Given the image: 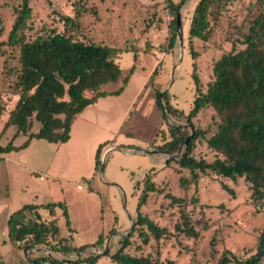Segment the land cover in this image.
Here are the masks:
<instances>
[{"label":"rangeland","instance_id":"obj_1","mask_svg":"<svg viewBox=\"0 0 264 264\" xmlns=\"http://www.w3.org/2000/svg\"><path fill=\"white\" fill-rule=\"evenodd\" d=\"M171 1L176 4L181 0ZM198 2L182 0L175 14L167 5L168 0H29L30 13L10 39L23 3L0 0V146L7 144L15 130L8 127L1 133L20 96L17 78L21 70V41L58 34L73 42L115 47L121 69L117 80L101 88L106 96L90 105L76 121L73 138L60 146L53 160L52 172H48L51 176L12 167L9 182L0 161L1 211H6L5 207L16 211L26 202L41 201L42 195L33 197L40 190L46 191L53 201L65 198L76 241L84 243L98 227L107 234L113 226L128 225L131 208L145 188L144 181H150L156 191L148 192L140 212L165 228L167 234L158 241L149 237L148 243L143 244L139 227L132 231L131 225L124 234H131L125 253L149 257L159 264H217L224 254L245 260L255 253L264 226V199L253 204L244 178L233 181L210 171L191 173L156 150L168 140L169 124L186 126L183 115L188 114L197 95L191 78L193 64L199 89L206 92L214 80V63L222 55L245 47L243 40L250 21L262 10L257 0H214L208 9L209 31L204 41L190 37L188 32ZM178 13L182 48L173 22ZM85 95L89 97L91 93ZM161 97L163 104L166 98L180 109H176L179 114L168 112L164 117L156 103ZM191 121L195 128L204 130V136L194 142L193 157L206 162L221 157L206 144L220 122L215 111L205 106ZM187 130L193 133L191 127ZM100 143H105L100 153L103 157L99 158L103 170L101 177L97 174L92 178ZM108 144L116 151L105 159L104 148ZM129 148L142 152H122ZM86 185L90 196L85 193ZM222 185L232 192L222 189ZM172 198L180 202H173ZM182 212L198 232L196 238L175 230ZM104 246L109 253L95 264H115L108 256L113 250ZM104 246L98 248L103 250ZM86 247V251L95 253L90 244ZM20 262L25 264L28 260L22 259L9 243L0 249V264Z\"/></svg>","mask_w":264,"mask_h":264},{"label":"trees","instance_id":"obj_2","mask_svg":"<svg viewBox=\"0 0 264 264\" xmlns=\"http://www.w3.org/2000/svg\"><path fill=\"white\" fill-rule=\"evenodd\" d=\"M168 0V6L176 14L180 3ZM261 11L250 21L244 35L245 47L224 54L213 65L214 80L208 84L206 92L199 89V78L195 73V65L191 78L197 95L192 102L188 114L183 115L187 126L169 124V138L156 148L162 154L173 156L180 146L179 155L172 160L180 167L195 171H210L215 175L230 180L244 178L251 191L253 204L264 199V0H257ZM22 8L18 13L12 34L21 20L30 13L29 0H22ZM214 0H199L196 5L189 36L201 40L208 39V9ZM176 28V17L173 20ZM118 48L73 42L64 35L54 34L40 37L31 42H20L21 70L17 78L19 99L9 112L3 125V133L8 127L15 131L6 145L0 146V154L18 151L28 146L32 139H41L53 144H63L69 140L71 126L76 117L106 92L100 91L104 84L120 77L121 69L116 62ZM154 74H152L153 76ZM126 78L124 79V82ZM120 90L116 91L117 93ZM91 95L87 97L85 94ZM161 97L156 100L166 117L165 109L172 115L179 112L166 98L163 104ZM205 106H210L219 117L217 130L206 139L209 149L221 157L213 162L196 159L192 155L194 142L204 136V130L195 128L191 119ZM34 121L37 127H34ZM191 127L193 134L186 146L184 142ZM36 128V130H34ZM24 136L25 141L14 145V139ZM105 143L100 144L95 154L94 170L100 169V153ZM109 145V144H108ZM107 147V146H105ZM182 183L183 180L181 179ZM145 188L138 197L136 218L132 231L139 227V235L143 244L149 237L159 240L165 237L167 230L160 228L140 212L145 204L148 192L156 191L154 184L144 181ZM222 189L232 191L225 185ZM173 202H180L172 198ZM45 209L51 219L42 220L38 209ZM59 212L63 224L56 218ZM8 236L12 245L18 250L27 248L46 249L63 256L75 255L86 246L76 247L68 218L67 205L64 201H53L46 198L42 204H25L9 215ZM175 230L189 238H196L198 232L182 212ZM111 230L110 233H113ZM128 236L123 235L119 248L109 254L115 264H159L149 257H136L124 252L129 245ZM105 238L99 235L91 247H102ZM105 254L83 252L79 258L70 261L73 264H95ZM38 264H60L46 254L35 257ZM261 264L264 263V226L258 236L256 251L245 260L238 259L229 253L222 255L217 264ZM166 264H174L167 261Z\"/></svg>","mask_w":264,"mask_h":264},{"label":"crops","instance_id":"obj_3","mask_svg":"<svg viewBox=\"0 0 264 264\" xmlns=\"http://www.w3.org/2000/svg\"><path fill=\"white\" fill-rule=\"evenodd\" d=\"M103 86H101V88ZM101 88H100V91H103V90H101ZM103 92H105V91H103ZM172 106L174 108L178 109L174 105H172ZM178 110H180V109H178ZM84 111L81 114H79L76 117V119L74 120V122H73V124L71 126L70 137H69L68 141H70L73 138L74 125H75L76 121L82 117ZM25 139L26 138L24 136L16 137L14 139V145L15 146L21 145L25 141ZM66 143H63V144H66ZM63 144H53V143H49V142H47L45 140H41V139H32L29 142L28 146L26 148H24V149H21V150H18V151H11L9 153L0 154V161L3 162V169H4V173L6 175L7 181L10 182L11 174L14 172V169L12 167H21V169L29 170L30 172L37 173V174L43 173V174L47 175L48 172H52L53 160L55 159L56 155L58 154L60 146L63 145ZM100 144H103V143H100ZM112 144H109V145H107V147L104 148L105 149L104 150V152H105L104 155L106 154L105 155V159H107V157L109 155H111L112 152L116 151L115 149H113V145ZM129 150L133 151V150H131V148H129V149H127V151L123 150L122 152L123 153L129 152ZM95 154H96V152H95ZM102 154H101L100 158L103 157ZM149 155H151L150 157H151V159L153 161L156 160V157L153 156V158H152L153 154L150 153ZM94 164H95V156H94ZM99 171H100V169H99ZM99 171L95 172V170H94V172L92 173V178H94L95 175L99 174ZM49 176H51V175H49ZM99 176L101 177L100 174H99ZM40 178H42V177L40 176ZM81 187H82V185H81ZM85 189H87V192H85L87 194V196H90L88 194V191L90 190L89 186L86 185ZM122 194H123V197L125 199L124 192H122ZM37 195L39 197H40V195H42L41 196V201H39V202L30 201V202H26L25 204L39 205V204H42L45 201L46 198L50 199V195H48L47 192L44 191V190H40L39 194H36L33 197L35 198ZM64 200H65V198L62 201H64ZM137 201L133 204V206L131 208V210L133 209V212L131 213V215L129 217L130 218V222H129L128 225H126V226L121 225L120 228H119V226L118 227H114L113 226L110 229V231L114 230V232L110 233V231H109L107 234H104L103 232H100V227L97 226L99 229L96 230L95 235L92 236L91 239H89L88 241H83L84 243H79V242L76 241L75 231L73 230L72 222H70V217H69V214H68L70 227H71L72 233H73V243H74V245L76 247L87 246L89 244L91 245L92 243H94L97 240V233L100 232L99 235H102L105 238L102 246H104L105 244L108 245L110 250L111 251L113 250V253H114L120 246V242H121V239H122L121 237H123V235L126 232H128L127 230L130 229V227L132 225L133 218H135V216H136ZM64 202L67 205V211H68L69 210V204L66 201H64ZM25 204H23V205H25ZM5 209H7V210L6 211H4V210L1 211L0 210V249H3L5 247V245H7L9 243L11 245V247L14 249V251L17 254H19L22 259H27L28 260V262L25 263V264H32V261H35V257H38L41 254H46V252H43V251H47V250L46 249H39V248H31L32 250H26L27 247H25L24 250H22V251L16 249L12 245V243L10 242L8 234H7V238H6L5 233H4V231L6 229H8L7 221H8L9 215L14 210L10 209V207H8V208L5 207ZM38 214L40 215L42 220H50L51 219L49 213L43 208L38 209ZM55 217L59 218L58 222H59V224L62 225L63 224V220L60 218L59 212H56ZM89 219L90 218L87 217V221H89ZM4 226H5V229H4ZM105 241H106V243H105ZM47 252H49V251H47ZM85 252H88V251H85ZM49 253L57 261H61V259H73V257L75 256V255L63 256L60 253H52V252H49ZM64 261L65 262H63V263L61 262L60 264H70V261H73V260H70V261L64 260ZM18 264H23V263L20 262ZM44 264H50V263H44Z\"/></svg>","mask_w":264,"mask_h":264},{"label":"water","instance_id":"obj_4","mask_svg":"<svg viewBox=\"0 0 264 264\" xmlns=\"http://www.w3.org/2000/svg\"><path fill=\"white\" fill-rule=\"evenodd\" d=\"M1 24H0V31H1ZM176 31H177V36H178V40H179V46H180V48H182V46H183V32H182V25H181V19H180V15H179V13L177 14V16H176ZM165 113L166 114H168V111H167V109H165ZM179 125H182L183 126V124H179ZM187 126V125H186ZM189 129H190V127H188ZM192 131H191V134H189L187 137H186V139H185V142H184V146H186L187 145V143H188V141H189V139H190V137L192 136ZM182 148H183V146H180L179 147V149L177 150V152L173 155V156H168V158L169 159H173V158H175L177 155H179V153L181 152V150H182ZM125 152V151H124ZM138 152H142V150H133V151H129V152H125L126 154H134V153H138ZM145 153H150L149 151H144ZM102 170H103V167L101 166L100 167V171H99V174L101 175L102 174ZM132 225H133V221H132ZM125 234H127V232L125 233ZM93 249L94 250V252L95 253H98V254H108L109 253V249L105 246V248L103 249V250H101V249H99L98 247H90V249ZM26 250H32L31 248H26ZM86 250H88V248H85L84 250H81V251H78L76 254H75V256L73 257V259H61V261H63V260H66V261H70V260H75V259H77V258H79L80 257V255L84 252V251H86ZM43 252H46V254L50 257V258H52V259H54L53 258V256L49 253V252H47V251H43ZM54 260H56V259H54ZM32 264H38L36 261H32Z\"/></svg>","mask_w":264,"mask_h":264},{"label":"built area","instance_id":"obj_5","mask_svg":"<svg viewBox=\"0 0 264 264\" xmlns=\"http://www.w3.org/2000/svg\"><path fill=\"white\" fill-rule=\"evenodd\" d=\"M81 187V186H80Z\"/></svg>","mask_w":264,"mask_h":264}]
</instances>
